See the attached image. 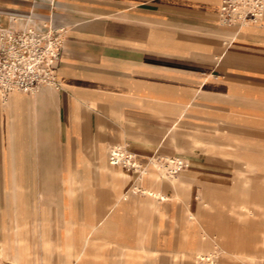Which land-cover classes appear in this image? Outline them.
<instances>
[{
  "label": "crops",
  "instance_id": "1",
  "mask_svg": "<svg viewBox=\"0 0 264 264\" xmlns=\"http://www.w3.org/2000/svg\"><path fill=\"white\" fill-rule=\"evenodd\" d=\"M26 2L30 3L28 8L18 5ZM220 3H0V26L18 28L32 19L48 18L67 29L58 67L60 88L44 86L35 94L14 90L5 100L0 98V208L2 192H15L17 214L19 189H29L31 177L49 175L51 169L71 182L74 202L84 191L89 207L95 208L81 232L82 248L76 250L70 233L61 244L54 245L63 248L68 257L63 264H72L71 257H80L93 239L126 248L122 252L124 260L112 264H134L129 256L135 249L155 255L158 237L153 248L146 247L145 218L153 217L154 231L159 234L170 201L183 202L181 241L177 248L164 249L172 264H184L183 255L194 247L207 250L209 238L203 241L189 215L191 189L184 199L175 200L170 182L164 180L159 185L153 178L135 177L133 170L111 166L108 154L111 146L125 144L137 153L142 164L160 151L185 157L194 168L183 174H189L197 184L207 181L206 187L219 195V187L210 174L201 171L190 149L196 144L221 145L195 137L193 112H200L201 131L195 132L201 137L216 136L214 132L223 126L225 113L233 119V127L239 126L242 115L264 126V18L237 31L221 24ZM2 18H7L5 24ZM146 182L169 198L162 200L134 188L136 183ZM214 202L212 206L198 203L197 212L201 207L212 209ZM119 210L127 216L125 224ZM74 222L67 219L68 232ZM1 223L5 236L4 219ZM15 228L14 261L22 264L27 244L18 220ZM4 241L0 238V252ZM43 243L49 248L47 238Z\"/></svg>",
  "mask_w": 264,
  "mask_h": 264
},
{
  "label": "rangeland",
  "instance_id": "2",
  "mask_svg": "<svg viewBox=\"0 0 264 264\" xmlns=\"http://www.w3.org/2000/svg\"><path fill=\"white\" fill-rule=\"evenodd\" d=\"M18 5L28 8L30 3ZM6 20L7 18H2V24H5ZM193 115L195 137L219 142L217 144L221 145L216 148L196 144L190 149L200 163L201 171L210 174L211 180L219 187V197H216L212 209L201 207L198 213L197 204L194 203L198 197L190 198L193 202L192 208L200 215L207 230L206 238H209V243L205 252L214 251V255H208L210 259L203 260L202 264H264V126L242 115L239 126L237 124L233 127V119L225 113L223 126L214 132L217 135L201 137L200 133L195 132L201 131L200 112L194 111ZM181 148H184V143ZM160 153L151 155L147 161L141 163L142 166L147 168L153 164L152 156H168L166 152ZM170 155L174 157L175 154ZM156 161L158 162L157 158ZM187 164L177 176L193 167L188 161ZM50 171L49 175L31 177L32 186L30 185L29 189H19L21 198L17 214L16 210L14 211L15 192H2L0 224L4 219L6 231L4 236L0 230V238L5 239L1 243L0 264H17L14 261L17 220L22 227L24 243L27 244L22 264H63V260L68 257L63 248H55L54 245L61 244L69 233L76 243V250L80 249L81 232L88 225L90 212L94 213L95 208L89 207L88 196L84 191L77 195L74 202L73 193L70 191L71 182L65 180L66 177L57 175L56 169ZM197 189H202L201 183L197 184ZM182 205L183 202H168V215L162 219L159 234L154 231L151 222L153 217L146 215L144 243L147 248H153L154 238L157 236L155 242L159 244V249L155 255L135 249L129 256L134 264L173 263L164 249L167 246L177 248L181 241ZM119 211L122 223L125 224L127 216L122 210ZM67 219L75 220L69 232ZM194 226L197 230L196 222ZM46 238L50 243L49 248L44 247ZM123 250L111 246L110 243H104L101 239H93L86 251L78 258L71 257V261L72 264H112L115 261L121 263L124 260Z\"/></svg>",
  "mask_w": 264,
  "mask_h": 264
},
{
  "label": "built area",
  "instance_id": "3",
  "mask_svg": "<svg viewBox=\"0 0 264 264\" xmlns=\"http://www.w3.org/2000/svg\"><path fill=\"white\" fill-rule=\"evenodd\" d=\"M222 25L239 31L248 24H259L264 18V0H221ZM67 29L52 19H32L22 27L0 26V97L11 91L35 94L42 87L60 88L58 67L66 41ZM165 173L178 174L188 164L185 158L156 157ZM112 165L136 168L130 148L113 145L109 150Z\"/></svg>",
  "mask_w": 264,
  "mask_h": 264
},
{
  "label": "bare ground",
  "instance_id": "4",
  "mask_svg": "<svg viewBox=\"0 0 264 264\" xmlns=\"http://www.w3.org/2000/svg\"><path fill=\"white\" fill-rule=\"evenodd\" d=\"M1 98V97H0ZM3 100H5L4 98H2ZM118 145V144H117ZM120 145V144H119ZM123 145V144H121ZM135 155V163L137 165L136 168H130L121 164H118L116 166L121 167L124 170L127 171H135L137 174L135 175V177H142L143 179L145 178H153L155 179V181L157 183L162 184V182L164 180L170 182L173 187H174V195L173 198L175 200H179L184 199V195L185 193L188 194V191L191 189L193 191V197L197 196L198 200L194 201L195 203H200L202 202L205 206H212V202L217 199L216 197H219L216 193H214L212 190L209 189V187H206L208 185H206L208 182L207 181H203L202 182V189H197V183L193 182L190 180V176L189 174H183L180 173L178 176L175 175H169L167 173L164 172L163 168L161 167V165L156 161V156H152L151 157V162H153V164L149 165L147 168H144L142 166V164L137 160V153L133 152ZM179 158L178 156H174ZM167 159H172V156H167ZM187 161L190 163V160L187 159ZM109 164L112 166V164L109 162ZM115 166V165H113ZM161 168V170H158ZM112 170V168H111ZM116 171V170H115ZM112 173V172H111ZM258 174V173H257ZM260 174V173H259ZM198 177V176H197ZM200 177V176H199ZM119 178V177H118ZM139 179V178H138ZM120 180V179H119ZM256 180V179H255ZM254 180V181H255ZM201 182V181H200ZM224 182V181H223ZM141 183V182H140ZM253 184V183H252ZM260 184V183H259ZM135 188L140 191L141 193L144 194H148V195H154V197L160 198L162 200L168 199L169 196L164 193L161 190H154L152 189L151 183H145V184H139L136 183ZM255 187V186H254ZM211 188V187H210ZM225 190V189H224ZM227 190V189H226ZM258 190V189H257ZM260 190V189H259ZM197 192H200L197 193ZM253 192V191H252ZM253 194V193H252ZM147 196V195H146ZM254 198V197H253ZM152 199V198H151ZM154 199V198H153ZM256 200V199H255ZM258 201V200H257ZM161 202V201H160ZM221 202V201H220ZM193 203V202H192ZM252 203V202H251ZM216 204V203H215ZM253 204V203H252ZM193 205V204H192ZM254 207V206H253ZM257 210V209H256ZM189 211V215L192 218V222L193 224H197V228L199 229L201 235H202V239L203 241H205L206 238V228L204 227V224L202 223V221L200 220V217L198 215L197 212L194 211V209L192 207L188 208ZM235 212V211H234ZM233 212V213H234ZM235 217V216H234ZM237 218V217H236ZM254 218V217H253ZM255 219V218H254ZM257 224V223H256ZM190 225V223H189ZM192 226V224H191ZM231 228V227H230ZM220 229V228H219ZM232 229V228H231ZM191 232V231H190ZM191 234V233H189ZM192 237V236H191ZM211 238V237H210ZM197 240V239H196ZM73 242V241H72ZM71 242V243H72ZM64 243V242H63ZM194 243V242H193ZM209 243V242H208ZM203 244V243H202ZM65 245V244H64ZM188 246V245H187ZM65 248V246H64ZM76 248V247H75ZM82 248V247H81ZM184 249V247H183ZM75 251V250H74ZM207 251L206 249H199L198 247H194V249H192V251L189 252V250L187 251L186 255H183V259H184V264H202L203 260L206 259H210L208 258V255H212L214 251H208L207 253L205 252ZM71 254V253H70ZM240 254V253H239ZM214 255V254H213ZM216 255V254H215ZM20 263V262H19ZM117 264V263H116Z\"/></svg>",
  "mask_w": 264,
  "mask_h": 264
}]
</instances>
